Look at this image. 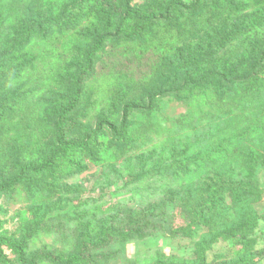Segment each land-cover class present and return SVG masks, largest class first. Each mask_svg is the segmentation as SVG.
Listing matches in <instances>:
<instances>
[{
	"label": "rangeland",
	"instance_id": "374dc122",
	"mask_svg": "<svg viewBox=\"0 0 264 264\" xmlns=\"http://www.w3.org/2000/svg\"><path fill=\"white\" fill-rule=\"evenodd\" d=\"M51 1L28 0L25 6L31 11L27 13L29 18L37 15L33 13L36 3L43 9L42 2ZM150 1L129 0L128 5L133 11L147 10ZM178 3L184 7L182 12L191 6L203 7L205 17L210 16L208 8H215L212 2L204 0H178ZM68 7L73 9L74 16L75 6L70 3ZM230 15L226 11L222 17L226 22L213 19V24L201 30H189L193 33L185 34L182 39L174 30H164L163 19L153 21L151 30L143 34L129 30L106 39L93 59L91 73L82 84L79 103L69 115L70 120L63 130L64 140L83 142L92 134L100 118L117 125L121 109L127 103L144 108L148 106L147 110L128 112L123 141L117 143L114 135L103 128L95 138H91L90 146L95 147V153L78 152L71 165L66 163L69 169L59 167L45 176L29 177L11 193L1 196L3 225L0 232L17 239L25 237L28 256L50 253L69 257L80 252L82 245L86 244L88 247L83 256L88 258V264H201L200 242L217 236L220 229L212 233L206 226H198L197 231L195 226H191L193 236H184L179 232L188 227L194 215L184 208H199L200 201L206 199L204 188L213 187L219 176L224 179L232 170L234 180L246 176L236 169L240 160L225 156L222 147H227V151L234 150V155L242 152L241 145L234 148L227 142L245 132V125L251 124L255 118L245 116L238 124L228 119L233 111L234 117L238 116L237 101L231 99L221 108L210 104L202 108L200 96L210 91L207 90L210 86L203 89L201 86L180 89V86L185 79L196 80L208 69L217 70V81L225 84L223 75L236 69L238 64H244L240 39L219 46L222 42L220 32L227 36L234 22L241 23L247 19V16L238 19ZM76 18L78 21L72 27H58L54 43L64 64L72 65V77L77 75V66L81 65L83 54L91 48L93 41L101 34L114 33L113 24L110 27L98 24L97 30H92L88 26L90 19ZM258 36L263 39L264 31H259ZM211 39L217 45L210 46ZM236 48L239 52L234 55ZM33 50L42 52L43 48L35 46ZM179 51L184 57L180 58ZM187 52H191L189 60L185 58ZM200 53L201 56L224 53L231 59L225 62L228 69L222 67L224 61L221 59L210 63L197 58L192 61L197 55L200 58ZM232 53L234 56L229 57ZM216 62L219 66L215 65ZM205 63L210 68L205 69ZM255 69L259 72L264 69V58ZM235 72L231 77H244L242 73ZM260 78L264 79V75L261 74ZM219 83L216 85L221 86ZM57 85L52 81L49 83L51 94L58 92L66 96L70 85ZM161 90L168 93L152 97L149 103L150 97ZM43 93L51 98L46 91ZM230 96L254 99L251 112L264 111L263 84L258 87L240 85L232 90ZM230 107L233 111L228 112ZM200 109L206 112L200 114ZM219 111L230 114L221 115ZM22 115L27 126L28 117L32 115L40 123L43 121L36 106ZM206 117L216 119L207 121ZM45 120L49 122L50 129L47 130L43 122L45 135L39 134V143L43 144L39 147L40 144L27 143L34 154L15 152L17 159L5 162L2 172L13 174L18 166L37 165L49 156L55 143L49 115ZM256 128L264 129V120ZM38 131L36 129L33 135ZM25 132H20L17 140H24L20 135ZM263 137L261 134L253 141L244 142L246 151L255 152L263 148ZM181 162L191 163L188 173L183 172ZM225 166H228L227 172ZM256 181L261 192L250 199V206L262 214L264 167L257 169ZM187 189L191 190L189 199L185 195ZM152 209L154 213H150ZM228 215L226 226L231 231L229 234L225 233L227 230L223 231L224 235L217 237L204 252L203 264H264L263 220L259 219L254 229L255 241L246 245L244 242L250 235L243 237L236 231L239 224L237 213L232 210ZM138 225H141L139 230L136 228ZM124 230H130V235L121 238L114 235V232ZM171 232L174 233L171 235ZM5 253L12 258L9 252ZM38 264L48 262L39 260Z\"/></svg>",
	"mask_w": 264,
	"mask_h": 264
},
{
	"label": "trees",
	"instance_id": "16d2710c",
	"mask_svg": "<svg viewBox=\"0 0 264 264\" xmlns=\"http://www.w3.org/2000/svg\"><path fill=\"white\" fill-rule=\"evenodd\" d=\"M27 1L0 0V197L11 193L16 186L22 185L29 177L45 176V174L55 171L59 167L69 169L68 165L65 166L66 163L69 162L71 165L75 160L74 157L77 156L75 154L78 152L92 151V153H95V147L91 148L90 146L91 138H95L103 128L114 135L117 143L123 141L127 130L126 117L128 112L147 110L148 106L144 108L134 103H127L121 109V118L117 125L108 122L105 118H100L96 122L92 134L86 137L83 142H66L64 140L63 130L70 120L69 115L79 103L82 84L91 73L93 59L100 52V47L106 39L115 38L120 33L125 34L129 30L140 31L138 34H143L151 30L154 25L152 22L157 19L164 20V30H174L177 36L182 39L186 37L185 34L193 33L189 30H201L206 25L213 24V19L220 21L224 16V12L228 11L229 15L233 14L236 18L247 16V19L245 18L247 23H245L246 20H241V23L239 21L234 22L227 36L220 32L222 42L219 46L222 47L232 40L240 39L239 44L244 50L242 54L244 64L242 63L240 66L238 64L236 69L223 75L222 79L225 84H220L217 81V70L208 69L196 80L185 79L180 89L199 86H201L200 89H203L210 86L207 89L210 91L203 92L200 96L201 102L199 104L202 105V108L207 107L209 104L221 108L233 99V101H237L238 116L234 117V111L231 107L228 110V112L233 111L231 114L219 111L221 115L224 113L233 115L232 118L229 115L228 119H233L238 124H241L245 116L255 118L251 124L245 125V132L227 142L229 146L234 148L241 145L242 152L234 155V150L227 151V147H222V152H225L224 155L228 158L234 157L240 162L245 161L242 166L240 165L242 162H239L236 169L241 174L245 173L246 176L234 180L232 178L234 173H231L234 170H232L224 179L219 176L213 187L204 188L206 199L200 201L199 208L194 206H191V209L184 208L187 213L192 215L194 213V215L190 218L188 227L180 230L179 233L186 237H192L191 226H195L196 231L199 229L198 226H206L212 233L220 229L217 236H212V238L200 242L202 248L199 251V258L202 260L201 264H203L204 252L214 244L217 237L224 235L222 234L223 231L227 230L225 231L227 234H229L228 231H231L226 224L228 214L234 210L239 220L236 231L243 237L250 235V238H247L244 244L247 245L255 241L254 229L259 219L263 220L264 223V213L258 214L250 206V199L261 192L256 181V171L258 168L264 167V147H261L258 151L249 152L246 151L243 143L253 141L254 138L264 134V129L256 128V125L264 120V111L259 110L255 114L251 112L254 99H242V96L232 98L230 94L232 90L243 84H250L254 87L264 85V79L260 78L261 74L264 75V69L260 72L255 69L264 58V51H261V49L264 50V38L258 36L259 31H264V0H204L212 2L215 7L213 10H211L213 7L207 9L210 13L208 17L204 16L203 7L191 8V6L185 8V11L182 12L181 10L184 7L178 3V0H174L173 3L172 0H151L147 10L137 9L134 11L129 8V0H52L49 3L42 2L43 9L39 8V3H36L34 5L35 12L33 13L37 15L30 18L27 13H31V11L28 6H25ZM197 1L200 2L201 0ZM70 3L76 9L74 16L72 15L73 9L68 7ZM75 16L84 20L90 19L88 26L92 30H97L98 24H106L109 25L108 27L113 24L112 30L114 33L101 34L93 41L91 48L84 52L81 65L77 66V75L72 77L70 73L72 65L64 64L60 53L54 48V43L58 27H72L78 21ZM221 21L226 22L227 20L222 19ZM209 43L213 47L216 41L211 39ZM35 46L42 47V52L34 51ZM236 49L234 55L239 52L238 48ZM216 51L218 52V49ZM178 53L180 58L184 57L182 51ZM202 53H200V58L197 55L192 61L197 58L203 59V62L209 60L208 63H210L215 59H221L224 61L222 67L228 69L225 62L231 59H228L224 53L222 55L209 53L201 56ZM234 55L232 53L229 57ZM190 57L191 52H187L186 60H189ZM200 63L202 62L199 61ZM196 64L198 62L194 65ZM215 65L219 66V62H216ZM203 67L205 69L210 68L207 63ZM234 72L242 73L244 77H231ZM51 81L58 84L59 87L69 84L70 90L67 95L61 96L58 92L54 95L51 94L48 90ZM218 83L221 86L216 85ZM12 88L15 89L12 90ZM43 91H46L51 98L45 93L41 94ZM165 93H168V91L161 90L156 95H152L149 103L157 95ZM32 106H36L40 113L39 118L41 117L43 121L40 123L32 115L28 117L27 126L22 113L26 114ZM200 110V114L206 112L203 109ZM48 115L51 119V131L55 143V147L50 151L49 156L37 165H20L13 174L2 172L3 164L17 159L15 152L34 154L30 150L31 146L27 143H31V145L40 144L39 147L43 144V142L39 143V134L45 135L44 130H42L43 122L45 128L50 129L49 122L45 120ZM204 119L208 121L216 118L206 117ZM36 129H39V131L34 136L33 133ZM22 131L26 132L20 137L25 139L17 140L19 133ZM234 141L237 142L233 144ZM212 154L213 152L210 151V155ZM208 158L206 156V161H208ZM188 165L183 162L180 163L183 172L188 173ZM225 167H227V170H225L227 172L228 166ZM193 189L194 187H192ZM185 195L189 199L191 190L187 189ZM227 197H229V200H227ZM150 213H154V210L152 209ZM145 221L148 222V220ZM2 225L3 221L0 217V230ZM136 228L139 230L141 225L136 226ZM130 233V230H124L121 233L114 232V235L121 238L129 236ZM26 247L25 237L17 239L5 236L0 232V264H38L39 260L46 261L48 264H88L89 261L88 258L86 259L83 256L88 247L86 244L82 245L80 252L69 257L53 256L50 253L28 256ZM5 252H9L12 258L8 257ZM156 264L162 263L157 262Z\"/></svg>",
	"mask_w": 264,
	"mask_h": 264
}]
</instances>
